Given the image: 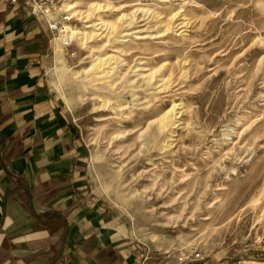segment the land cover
Returning <instances> with one entry per match:
<instances>
[{
	"label": "rangeland",
	"instance_id": "obj_1",
	"mask_svg": "<svg viewBox=\"0 0 264 264\" xmlns=\"http://www.w3.org/2000/svg\"><path fill=\"white\" fill-rule=\"evenodd\" d=\"M77 1L99 6L92 51L112 70L87 90L48 81L56 96L108 99L97 111L64 103L84 125L88 190L108 219L160 264H264V0ZM64 48L72 70L91 59Z\"/></svg>",
	"mask_w": 264,
	"mask_h": 264
},
{
	"label": "crops",
	"instance_id": "obj_2",
	"mask_svg": "<svg viewBox=\"0 0 264 264\" xmlns=\"http://www.w3.org/2000/svg\"><path fill=\"white\" fill-rule=\"evenodd\" d=\"M48 23L0 0V264H160L88 190L84 125L49 84ZM23 132L24 154L3 161L9 138Z\"/></svg>",
	"mask_w": 264,
	"mask_h": 264
},
{
	"label": "bare ground",
	"instance_id": "obj_3",
	"mask_svg": "<svg viewBox=\"0 0 264 264\" xmlns=\"http://www.w3.org/2000/svg\"><path fill=\"white\" fill-rule=\"evenodd\" d=\"M34 8L38 12H44L46 18L54 17L56 19L57 14L64 16L66 20L60 21L59 18L54 20H49L50 22H55L57 24V34L53 40V61L52 65L49 67L48 74L50 77L51 84H53V76L57 75L59 83L64 80L75 79L83 84V87L87 90L90 87H94L93 81L98 79L101 76H106L112 70L110 65L114 63L111 61V55L107 53L94 54L92 43L100 35L97 33V25L100 24L96 20L101 19V16L95 17L96 9L99 8L97 4H90L86 9H81L78 5L77 0H60L59 4L50 3L48 6L39 7L34 5ZM48 15V16H47ZM70 18H75L82 21L83 26L74 25L68 20ZM96 21V22H95ZM99 21V20H98ZM105 25V28L108 27L107 33H112L115 29L113 22H106L101 24ZM101 27V26H100ZM107 35V34H106ZM75 41L76 44L87 51V54L91 56L88 64L81 70H72L71 66L67 65L65 60V44ZM101 75V76H100ZM56 86V85H54ZM58 89V86H56ZM63 103L68 105V107L81 103L86 99L93 100L92 110H100L101 107L104 108L107 105L108 99L106 97L100 96L98 93L85 95L78 94L76 97L67 98L61 94L60 96ZM175 112V106L173 105L167 112L157 118L156 131H163L168 124H173L172 113ZM176 113V112H175ZM156 131L152 133V138H156ZM119 201L123 207H127L128 201L123 197L119 196ZM120 206V205H119Z\"/></svg>",
	"mask_w": 264,
	"mask_h": 264
},
{
	"label": "trees",
	"instance_id": "obj_4",
	"mask_svg": "<svg viewBox=\"0 0 264 264\" xmlns=\"http://www.w3.org/2000/svg\"><path fill=\"white\" fill-rule=\"evenodd\" d=\"M36 40H40L41 43L44 44V47L42 46L41 50L45 49L46 48V44H47V40L44 39L43 37H37ZM7 119V116L6 115H0V124H2L5 120ZM24 133L23 132L21 135H16L14 137H10L9 138V145L8 147L3 151V154H2V160L3 161H9L11 158H15V157H19V156H22L24 153H22V148H21V144H22V141L24 139ZM60 181H64L63 178H58V181L57 182H60ZM66 188V187H65ZM61 186L60 189H65ZM58 191L56 190L54 187L50 189V192L48 193L47 196L45 197H41L40 199L39 198H35L34 197V201L37 203H44L46 201V199H48L49 197L53 196L54 193ZM76 205V202L75 201H72L70 204H69V207L72 208Z\"/></svg>",
	"mask_w": 264,
	"mask_h": 264
},
{
	"label": "built area",
	"instance_id": "obj_5",
	"mask_svg": "<svg viewBox=\"0 0 264 264\" xmlns=\"http://www.w3.org/2000/svg\"><path fill=\"white\" fill-rule=\"evenodd\" d=\"M11 1L14 3H18V2L24 3L25 5H27L30 8L32 14L36 17H38L40 15L45 16V14H44V12L36 11L34 8V5H38L39 7H45V6H48L50 3L55 2V0H11ZM61 17H62V19H65L64 16H60L59 19ZM48 27L52 33V36H55L54 32L57 33V27H58L57 24L55 22H50V23H48ZM70 44H71V42L69 44H65L64 47H67Z\"/></svg>",
	"mask_w": 264,
	"mask_h": 264
},
{
	"label": "water",
	"instance_id": "obj_6",
	"mask_svg": "<svg viewBox=\"0 0 264 264\" xmlns=\"http://www.w3.org/2000/svg\"><path fill=\"white\" fill-rule=\"evenodd\" d=\"M55 260V258L52 260V261H54ZM52 261L49 263V264H51L52 263Z\"/></svg>",
	"mask_w": 264,
	"mask_h": 264
}]
</instances>
